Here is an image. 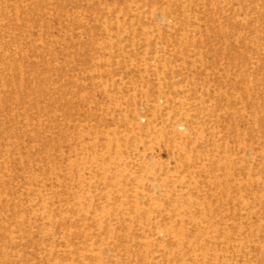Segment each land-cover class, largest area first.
<instances>
[{
  "label": "rangeland",
  "instance_id": "obj_1",
  "mask_svg": "<svg viewBox=\"0 0 264 264\" xmlns=\"http://www.w3.org/2000/svg\"><path fill=\"white\" fill-rule=\"evenodd\" d=\"M0 264H264V0H0Z\"/></svg>",
  "mask_w": 264,
  "mask_h": 264
}]
</instances>
